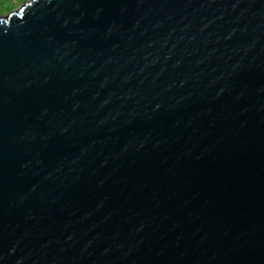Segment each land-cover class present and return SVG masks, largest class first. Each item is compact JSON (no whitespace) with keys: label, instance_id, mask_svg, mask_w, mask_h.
<instances>
[{"label":"water","instance_id":"water-1","mask_svg":"<svg viewBox=\"0 0 264 264\" xmlns=\"http://www.w3.org/2000/svg\"><path fill=\"white\" fill-rule=\"evenodd\" d=\"M0 264H264V0L0 17Z\"/></svg>","mask_w":264,"mask_h":264},{"label":"rangeland","instance_id":"rangeland-1","mask_svg":"<svg viewBox=\"0 0 264 264\" xmlns=\"http://www.w3.org/2000/svg\"><path fill=\"white\" fill-rule=\"evenodd\" d=\"M27 2L29 0H0V17L10 14Z\"/></svg>","mask_w":264,"mask_h":264},{"label":"snow or ice","instance_id":"snow-or-ice-1","mask_svg":"<svg viewBox=\"0 0 264 264\" xmlns=\"http://www.w3.org/2000/svg\"><path fill=\"white\" fill-rule=\"evenodd\" d=\"M23 9H21V11H22Z\"/></svg>","mask_w":264,"mask_h":264}]
</instances>
